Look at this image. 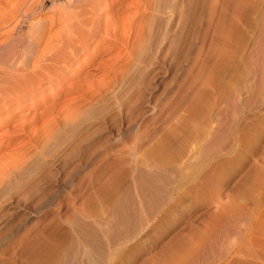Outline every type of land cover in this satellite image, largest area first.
<instances>
[{"label": "bare ground", "instance_id": "bare-ground-1", "mask_svg": "<svg viewBox=\"0 0 264 264\" xmlns=\"http://www.w3.org/2000/svg\"><path fill=\"white\" fill-rule=\"evenodd\" d=\"M47 1L0 0V37L4 38L2 40L4 42L11 41L21 22L23 23L26 17H31V15L41 12ZM63 1L61 5L67 4L70 9L66 11L62 8L57 14L54 8L53 13L55 12L56 15L54 17L51 16L49 21L46 20L49 27L60 24L61 27H59L58 31L45 36V28H42L44 26L41 24L39 26L38 23L33 21L31 22L32 25H30L31 33L27 35L24 45L20 46L21 49H12L7 57L0 59V264H109L110 260L107 259L112 252L117 248L126 246L132 239L134 241V238L139 236L146 228L156 226L168 218L183 215L189 205L194 206L200 204V202L210 201V204L212 203L215 206L212 209V205H209L210 209L206 207L207 210L205 209L206 211L202 212L204 216L207 215L210 219V223L207 221L206 230L210 229L214 221L226 219L227 217L235 218L238 210L233 209L229 205L230 203L228 204L231 199L228 194H222L223 192L219 186L224 180L222 172L230 163L232 156L238 153L244 144L252 141L251 139L255 137V132L263 127L264 120L262 119L264 118H261V116L264 114V0H161L158 6H160L162 17V27L160 25L162 29L158 39L160 41H157L161 43L160 49L163 54V64L172 75L173 88L171 86L170 89L166 88L165 97L158 104H153L154 106L150 108L148 113L137 106L138 99L142 98L143 100V96H139L137 101L132 104H121L117 114L119 117L121 115L126 117L129 127L133 128L135 126V131H132L135 132L136 142H134L139 154H135L136 156L132 161L129 160L130 162L125 159L126 162L122 157L118 158V156L114 157V155V158H112L110 154H107L108 150H110V145L107 146L105 144L101 148L97 147L95 150L104 151L101 154L102 157L100 156L101 158L99 157L100 159H97V161L94 159L95 162H92L93 169L91 168L92 172L89 173L90 175L78 181L80 182V188H82L80 195L77 194V196L82 198L80 199L82 200L81 203L77 207L73 206L75 208L72 211L63 209L65 211L61 210V213L57 212L55 214V209L52 213L53 215L50 216L47 214L49 212L46 211L45 218H48L47 220L45 219L46 223L40 224L30 232L27 231L28 233L25 234L23 240L20 239L22 235H19L20 222L18 220L21 219L20 217L18 218L16 206L19 202L17 187L20 172L17 149L21 134H27L30 122L36 119L37 115H40V112L34 111V109L41 107V111L45 112L54 108L58 102L56 101L58 96H63L64 101H67L65 106L69 105L67 97L71 98L73 95L74 98L75 93L80 94L79 92H83L80 87L88 84L87 82H89L92 74L91 70L72 69L74 63L80 62L83 52L86 53L84 54L85 56L88 55V59L92 58L90 54V45L92 43L96 44L92 51L96 52V50L104 48V51H107L105 53L108 54L105 56L106 58L108 56L107 59L112 58L110 56L117 55L120 47L127 46L126 38L123 35H127V32H129L126 31L125 33L124 31L126 27H129L127 22L129 23L130 15H132L130 11L132 8H139L138 4L141 2V0H112L110 3L107 0ZM148 1L150 2V0ZM157 1L159 2V0ZM59 5L57 6L59 7ZM149 7H151L150 3ZM135 10L133 9L132 11ZM148 32H146L147 35H149ZM143 34L145 35V33ZM20 37L22 35H19ZM145 37L147 38V36ZM2 40H0V43ZM110 53L113 54L111 55ZM154 54L156 53L154 52ZM140 55L142 57L143 54ZM86 57L83 60H86ZM118 59L120 58L118 57ZM101 60V64L99 62H96V64L98 63L101 66L104 64L105 66L107 64L106 59ZM155 64L157 63L155 62ZM108 68H105L106 73H108V70L106 71ZM134 69L135 67L132 69L133 73ZM68 70L71 71L70 76L67 75ZM137 70L140 69L138 68ZM164 72L160 73L164 74ZM149 80H151V77ZM149 82L147 81V83ZM166 82V86L172 83ZM90 84L92 82L89 83V86ZM162 87H165V84ZM89 90L91 89L86 91L90 92ZM147 91L145 90V92ZM158 95L160 96L159 93ZM91 96L94 95L91 94ZM87 97L89 98V95ZM99 98L96 100H99ZM237 101H241L243 104L245 114L241 117L238 116L239 119L237 117V121L235 118L231 119L233 122L236 121L234 126V124H231L232 122L229 123L226 119H228V111L231 113L236 111L238 113V110H240H236L242 106L239 107L236 103ZM61 105L63 104L60 103V107ZM72 109L74 110V106ZM89 110L88 113H92L94 109L92 108V111ZM71 113L72 115L69 116L70 120L75 122L77 117L73 119V114L78 115V113ZM84 113L88 114L87 112ZM84 113L83 119L85 117ZM78 116L81 120L82 116ZM86 116L91 118L88 115ZM231 116L233 117V115ZM78 125L80 127V124ZM96 127L98 128V126ZM96 130L98 129L91 131ZM99 130L101 131V129ZM93 134L94 132L88 138L92 137ZM87 135L81 134L80 136ZM7 136L11 142L10 148L6 146L5 137ZM94 136L96 135L94 134ZM79 139L77 142H80L83 138ZM110 139L109 141H111ZM119 139L121 140V138ZM83 140L85 142V139ZM86 141H88L87 138ZM77 142L76 140L74 141V143ZM81 143L83 141L79 144L81 145ZM90 144L93 143L90 141ZM71 145L74 147V144ZM80 145L79 149H82ZM84 145L86 147L85 143ZM73 147L71 149L76 152L77 150L73 149ZM92 148L94 150V147ZM69 149L67 150L66 148L67 151ZM65 151L63 150V154H65ZM71 153L73 152L71 151ZM91 153L89 154L88 152L89 155ZM7 156L13 157L11 168H9L10 170L8 169L10 171L8 172L9 176H7L4 165ZM91 159L85 160L81 157V162L77 163V167L75 166L76 169L74 167L72 169H75L76 172L78 169L86 168L90 165ZM71 161L73 160L71 159ZM259 161L257 160L256 162L259 163ZM68 162L69 160L66 164ZM79 164L83 165L79 166ZM259 164L261 165V163ZM260 165H258V168H264L263 164V166ZM260 168L259 172H255L258 175L260 173L263 175ZM258 175L255 177L253 175L249 176L248 179H250H246L248 182H245L252 184L253 181L249 182L251 179L254 178L256 181L260 177L261 179L263 178L262 175ZM253 184L255 186L252 185L253 187L250 190L257 187L256 183ZM245 186L244 191L242 188V193H246ZM10 191L15 205L11 210L12 212L10 214L7 213L11 216V222L9 223L8 221L9 224L6 226V195ZM42 202L40 201L41 205ZM59 203L57 205L60 206ZM62 203L63 200H61ZM182 204L185 206L179 208ZM41 205L39 208L44 207L46 204L44 206ZM43 209L45 212L46 208ZM57 211L59 210L57 209ZM57 214L61 219L64 217L69 225V228L67 227L68 230L64 232L65 239L63 238L61 241L58 240L57 236V231L60 229V225L56 223ZM188 225L190 227V221ZM238 229H240V226ZM235 233L237 234V232ZM243 233L242 235H244ZM178 240H172L169 244L167 243V247L162 249L163 253L172 249L170 258H174V260L178 255L176 254L177 249L181 248L182 245V241ZM191 247L194 248V245L192 244ZM225 252L228 253V251ZM235 254L233 257L239 256L242 259L235 261V258H232L228 264H264V224L261 225L257 248L251 250L242 247ZM165 255L168 256L170 254L167 252Z\"/></svg>", "mask_w": 264, "mask_h": 264}, {"label": "rangeland", "instance_id": "rangeland-1", "mask_svg": "<svg viewBox=\"0 0 264 264\" xmlns=\"http://www.w3.org/2000/svg\"><path fill=\"white\" fill-rule=\"evenodd\" d=\"M151 1L152 0H150V2L148 0H141L140 4H138L139 8L136 7V8L131 9L130 14H132L134 16L129 14L130 15L129 23L127 22V26H129V27H126V30L124 31L125 33H126V31H129V32H127V35L126 34L123 35V37L126 38L125 40H126L127 46L126 45L122 46L123 48L125 47L124 49L122 47H120L121 48V49L119 48L120 52L117 50L118 51L117 55H115V56L109 55L112 58L107 59L108 56H107V58L105 57L107 54L105 52H107V51H104V48H102L101 50L98 49L99 51L96 50V52L92 51V50H94L93 49L94 46H96L95 43H92V45H90V52H91L90 54L92 55V58L88 59V55H86L87 56L86 57L84 55L86 53L83 52V55L81 54L80 62L74 63L72 70H76V69H79V70L85 69V70H89V71L91 70L90 71L92 73L91 77L96 76V77H92V79H90L91 78L90 77L89 82H87L88 84L82 85L83 89H82V87H80L81 91L84 92V93L82 92L84 96L82 95L81 92H79L81 95L75 93L77 96L74 95V98H73V95H72L71 96L72 100L70 97H67L66 99L68 100L69 105H66V106H65V104H67V103H65V102H67V101L66 100L64 101V97L58 96V98H56V101H58V102L56 103L54 108L50 109L51 111L47 110L45 112H42L41 107L34 109V111L37 110V112H40L39 113L40 115H37V118L34 119L32 122H30V126L28 127L29 128L28 133L27 134H25V133L21 134V136L18 140L20 143H19L18 149H17V160L19 162L20 172H19V182H18V187H17L19 202H18L16 208H17L18 218L20 217V219H21V220H18L20 222L19 223V235L23 236V237L21 236L20 239L23 240L26 233H28L31 230H33L34 228L38 227L40 224L46 223V220L48 219L47 217L45 218L46 211L49 212V213H47V214H49V216L53 215L52 213L54 212L55 209H56L54 212L55 214L57 212L61 213V210L62 211H65V210L72 211L73 208L77 207L81 203L82 200H80V199H82V198L77 196V194L80 195L81 189H82V188H80V185H79L80 182H78V181H80L81 179L83 180V179L87 178L90 175L89 173L92 172V169H93L92 162L94 163L95 161H97V159L99 160L102 157L101 154L104 151L95 150L97 147L101 148L105 144L107 146L110 145L111 151L108 150L109 152L107 154H110V156L112 158L118 156V158L122 157V159H124V160L126 159L127 161H129V160L132 161L134 159V157L136 156L135 154H139L138 153L139 151H138L137 147L135 146V142H136V138H135V134H134L135 133L134 132L135 126L133 128L129 127L127 125V122H126L127 121L126 117L124 115H121L120 116L121 119H120L119 115H117L120 105L121 104H130V103L132 104V103L137 101L139 96H143V100H142V98L138 99V101H137L138 105L137 104H135V105L139 106L140 107V108L138 107L139 109L146 110V113H148V111L150 110V108L152 106H154L156 103L158 104L159 101H161V99L165 97V90L170 89L171 87L173 88V85H174L172 80H171V77H172L171 73L166 70V67L163 64V61H162L163 54H162V51L160 49L161 43L158 42V41H160L158 39L160 38L159 35H160L161 29H162V28H160V25L162 24V17H161V13H160V6H158V5H160L161 0H159V2L157 0H153V2H151ZM61 2H64V1L63 0H48L47 4H45V7L41 12L34 14L35 16L31 15V17L30 16L26 17L24 19L23 23L21 22V25H19V27L17 28L16 33L14 35L15 37L13 36V39H11V41L9 40L8 42L7 41L4 42L2 40L3 37H0L1 38L0 40H2L0 43V44H2V45H0V59L7 57L11 53L12 49H21L20 46L24 45V43L27 40L26 38L28 37L27 35H30L29 33H31L30 25H32L31 22H33V21L38 23L39 26H40V24L44 26V27H42V26L41 27L43 29L45 28L44 29L46 31V32L44 31L45 36L50 35L52 33H55L56 31H58L60 29L59 27H61L60 24L54 25L53 27L52 26L49 27L47 22L51 19V16L54 17L56 15V13L58 14V11L60 9L64 8L63 10H66V11H68L70 9V8H68L67 4H64L62 6ZM107 2L110 3V2H112V0H107ZM52 3H54L56 6ZM142 3H143V5H142ZM145 3H147L148 5ZM149 3H150L151 7H149ZM151 3H152V5H151ZM57 5H59V7ZM154 5H156V7H154ZM54 8H55V10H54ZM152 8L153 9L158 8V9H156V11H155V9L153 10ZM133 9H136L137 11L136 10L132 11ZM53 10L55 12L56 11L57 12L53 13ZM144 11H145V13H144ZM134 13H137V14H134ZM52 14H54V15H52ZM157 14H159V15H157ZM46 20H48V21H46ZM158 22H159V24H158ZM45 25H47V26H45ZM155 25L158 27V28L156 27L157 29L155 28ZM148 26H150V27H148ZM161 27H162V25H161ZM149 28H151L153 30H151ZM154 28H155V30H154ZM143 29H145V30H143ZM147 31H149L148 32L149 35L146 34ZM150 31H151V33H150ZM153 32H154V35H153ZM143 33H145V35ZM155 34H157L158 37H157V35L155 37ZM19 35H22L23 38L22 37L19 38ZM145 36H147V38ZM144 37H145V39H144ZM137 42H138V44H137ZM139 42L141 43V45ZM145 44H147V45H145ZM149 44H151V45H149ZM155 44H157L158 46ZM133 46H134V48H133ZM137 48H138V50H137ZM148 49H150V50H148ZM135 50L137 53L135 52ZM151 50L152 51L154 50V51L152 52ZM15 52H17V51H15ZM134 52H135L136 56L134 55ZM154 52L156 54H154ZM110 54L112 55L113 53H110ZM140 54H143L145 57L143 55L141 57ZM102 56H103V58H102ZM158 56H159V59H158ZM160 56H161V58H160ZM85 57H86V60H83ZM118 57L120 59H118ZM99 58H101V59L105 58L107 64H105V66H104V64L102 66L99 65V64H101L100 62H102V60ZM115 58H117V59H115ZM147 58L149 59V61ZM87 60H89V61H87ZM134 60L137 63H135ZM110 61H111V63H110ZM139 61H141V62H139ZM96 62H99V64L98 63L96 64ZM155 62L157 64H155ZM77 63H79V64H77ZM83 63H85V64H83ZM114 63H116V64H114ZM147 63H150V64L152 63L154 65H152V64L150 65ZM75 64H77V65H75ZM140 64H142V65H140ZM144 64H145V66H144ZM79 65H80V67H79ZM106 65H108V66H106ZM156 65L158 68L156 67ZM116 66H117V68H116ZM140 66L141 67L143 66L142 69L144 72L141 71L142 69ZM134 67H135V69H134V73H133L132 69ZM149 67H151V68H149ZM105 68H108V69H106V71L108 70V73L105 72ZM138 68L140 70H137ZM160 69H161V71H159ZM152 70L154 71V73L155 72L156 73L154 74ZM70 72L71 71L68 70L67 75L70 76V74H71ZM124 72H126V73H124ZM160 72H164V74L163 73L161 74ZM142 73H144V74H142ZM145 73H147V74L145 75ZM130 74H132V75H130ZM122 75H124V76H122ZM136 76H137V78H135ZM122 77H123V79H122ZM150 77H151V80H149ZM130 78H131V80H130ZM167 78H169V79H167ZM139 80H141V81L139 82ZM90 81L92 82V84H90V86H89V83H91ZM142 81H144V82H142ZM147 81L148 82L150 81L149 82L150 85H149V83H147ZM151 81H153V82H151ZM166 81H168V83L169 82H172V83H170L168 86H166L167 85ZM164 84H165V87H162V85L164 86ZM86 86L89 88H87ZM144 86H145V88H144ZM152 86H153V88H152ZM84 88H86V89H84ZM111 88L113 89V91L114 90L115 91L113 92ZM87 89H91L89 91L94 96H91L90 92L86 91ZM116 89H118V90H116ZM147 89H148V91H147ZM100 90L102 91V93ZM143 90H144V93H143ZM145 90L147 92H145ZM141 91H142V93H141ZM115 92H117V93L115 94ZM113 93H114V95H113ZM158 93L160 94V96L158 95ZM162 93H163V95H162ZM88 95H89L90 99L87 97ZM97 95H100V96H97ZM149 95L150 96L152 95V96L150 97ZM78 97H80V98H78ZM134 97H135V99H134ZM156 97H158V98L156 99ZM98 98H99V100H96ZM102 98L104 99V102H103ZM59 99H61V100H59ZM74 99H76V100H74ZM110 99H112V100H110ZM128 99H129V101H128ZM91 100H92V102H91ZM113 100H115V101H113ZM148 100H150V101H148ZM81 101H83V102H81ZM238 101L236 102L238 104V106L239 107L241 105L242 106L240 108L236 109V110L240 109V110H238V113H236V111H235L237 116L235 115V113H231L230 111H228L230 114L227 113L228 119H226L229 123L232 122L231 124H234V126L236 125V121L239 119V117H241L243 114H245V112L243 111L244 110L243 104L241 103V101L240 102H238ZM98 102H99V105H98ZM140 102H143V103H140ZM60 103L63 104V105H61V107H60ZM90 103H92V104H90ZM150 104H152V105H150ZM62 106H65V107H62ZM73 106H74V110L72 109ZM238 106H236V107H238ZM90 107H92L94 110L92 111V108H90ZM57 108H59V109H57ZM69 108L72 110H70ZM241 108H243V109L241 110ZM60 109H62V110H60ZM78 109L80 110V112H78L79 111ZM84 109H85V111H84ZM88 110L92 111V113H90V112L88 113ZM55 111H57V112L55 113ZM241 111H243V112H241ZM67 112H69V113H67ZM71 112L78 113V115L82 116L81 120H80V117L76 114H73L74 117L72 116L73 119L77 117V119H75L76 123L73 120H70L69 116L72 115ZM84 112H87L88 114H85ZM66 113H67V115H66ZM79 113H81L82 115ZM83 113L85 114L84 119H83ZM91 114L94 116L92 117ZM86 115H88V116L91 115L90 116L91 118L88 117L89 118L88 119ZM231 115H233V117ZM68 117H69V119H68ZM78 117H79V119H78ZM103 117H104V119H103ZM237 117H238V119H237ZM262 117L264 118V114H262L261 118ZM92 118H93V120H91ZM115 118H117V119H115ZM232 118H235L236 121L234 120L235 122H233L231 120ZM85 119H86V121H85ZM111 120H113V121L111 122ZM121 120H122V122H120ZM262 120H264V119H262ZM70 121H71V123H70ZM116 121L119 123H117ZM105 122L107 123V125ZM92 123H94V124H92ZM78 124H80V127ZM114 124H116V125H114ZM71 125L74 127L76 126L75 127L76 129L74 127H72ZM90 126L94 127V128H91ZM96 126H98V128ZM262 126L263 127L261 130H258L257 132H255L254 138L256 140L253 138V139H251L252 141H248L246 144H244L242 146V148L240 149V151H238V153H236L235 155L232 156L230 163H228V165L226 166V168L222 172V176L224 177V180L219 187H220L221 191L223 192L222 194H228L229 195L231 200L228 202V204L230 203L229 205H231V207L233 209L238 210L237 211L238 214L236 215L238 219L235 216V218L234 217H227L226 219L223 218L222 220L214 221L211 224L210 229L206 230L207 226H208L207 224L210 223V221H209L210 219H209V216H207V215L204 216V214H202V212L206 211L207 208L209 207V205L210 206L212 205L211 206L212 209H214L215 206H213L212 203L210 204V201H207L204 203L202 202L203 204L200 202V204H197L194 206H191L188 204L189 206L187 205L188 207H187V209L183 215H177L175 217L168 218L156 226L154 224H152V225H154L153 227L150 226L149 228H146L147 231L145 229L139 236H137L138 238L140 236H142V237H140L139 239L136 237V238H134V241L132 239L128 244H126V246H123L121 248H117L118 250L116 249L114 252H112L110 254L109 258L107 259V260H110L109 264L110 263L111 264H228L232 258H235V261L242 259L239 256L233 257L236 255L235 252L239 248L243 247V248L251 249V250L256 249L257 245H258L259 233L261 231V225L264 224L263 223L264 222V180H263L264 179V168L259 167L261 169V172H263V175H262V173H260L259 175H258V173H256L257 171L258 172L260 171L258 168V165H260L259 163H261L260 166L264 165V151H263L264 150V122H263ZM94 129H98L96 131H93L96 136H94V134H93L92 137L88 138V136H91V134L93 133L91 130H94ZM99 129H101V131ZM69 130L72 132H70ZM83 130L85 131V133ZM88 130H89V132L91 131L90 132L91 134L88 132ZM111 130H113V131H111ZM119 130H121V131H119ZM132 130H134V131H132ZM97 131H99V132L97 133ZM118 132H120V133H118ZM28 134H29V136H28ZM81 134L82 135L88 134V135L82 137V136H80ZM121 135H123V136H121ZM71 137H73V138H71ZM74 137H75V139H74ZM82 138L85 139V142ZM86 138L88 139V141H86ZM90 138H92V139L90 140ZM112 138H113V140H112ZM119 138H121V140ZM28 139H29V141H28ZM78 139L79 140L82 139L80 141V142L83 141V143H81V145L83 144L82 147L79 144L80 142L79 141L77 142ZM109 139L113 142L109 141ZM5 140L7 143L6 146L10 148L11 142H10L9 137L8 136L5 137ZM75 140L77 143H74ZM107 140L109 143L108 142L106 143ZM90 141L93 144H90ZM84 143L86 144V147H85ZM71 144H74V147ZM79 145H80V148H82V149H79ZM93 145H95V146H93ZM72 147H73V149L75 148L77 151L75 152V150H72L71 149ZM92 147H94V150H92L93 149ZM135 147L137 150L135 149ZM66 148H67V150L69 149V151H67ZM87 148H88V151H87ZM78 149H79V151H78ZM260 149L261 150L263 149V150L261 151ZM63 150L64 151L66 150L68 153L65 151L64 152L65 154H63ZM70 150L73 153H71ZM83 151H84V153H83ZM88 152H89V154L92 152L91 155H89ZM112 152H114V153H112ZM261 152H263V153L259 154ZM69 154H70V156H69ZM80 156L82 158H84L85 160H87V159L90 160L92 158L91 163L86 168L78 169V171L75 172V169H76L75 166L77 167L78 166L77 163L81 162ZM88 156L89 157L92 156V157L89 158ZM12 158L13 157H11V156H7V158L5 159L4 165L6 167L7 176H9L8 172H10V171H8V169L11 168ZM74 158H77V159H74ZM255 158H256V160H255ZM67 159L69 160L68 164H66V162L68 161ZM71 159L73 161H71ZM94 159H96V160L94 161ZM257 160L258 161L260 160L259 163L256 162ZM83 164H85V162H83ZM83 164H79V166H81ZM253 165H255V166H253ZM73 167L75 168L74 170L72 169ZM71 171L73 174L71 173ZM247 171L249 174L247 173ZM255 173L258 176L262 175L263 178L261 179V177H260V179L262 181L259 178L255 181V179L252 177L254 180L251 179V181H249L250 183L253 181L252 184H247L245 182V181H247L246 179H248V177L249 176L251 177L252 175L255 177L256 176V175H254ZM243 174L244 175L246 174V175L244 176ZM250 174H252V175H250ZM75 175L77 177H79V175H80V177L77 178ZM253 183H256L257 187L256 188L254 187L253 190H250L253 187L252 185H254ZM242 185H244V186L246 185L245 187L247 189L245 188V191L247 194L245 192H244L245 194L242 193V188L244 191V186L242 187ZM247 185H249V186H247ZM250 185H251V187H250ZM248 190L250 193L247 192ZM11 197H13V196H11V191H10L6 195V198H7L6 204H5L6 214L7 213L10 214L12 212L11 210L13 209V207L15 205L14 200ZM234 197H236V198L233 200ZM61 200H63L62 204H61ZM71 200H72V202H71ZM40 201L41 202L43 201L42 205H41ZM59 201H60V203H59ZM38 202H39V205H38ZM208 202H209V204H208ZM10 203H11V205H10ZM58 203L60 204V206L57 205ZM40 205L41 206L45 205L46 207L44 206V207L39 208ZM64 206H65V208H64ZM73 206H75V207H73ZM183 206H185V205L182 204L181 206H179V208H182ZM43 208H46L45 212H44ZM48 209H50V210H48ZM57 209L59 211H57ZM63 209H65V210H63ZM209 209H210V207H209ZM8 214L6 215V218H5L6 226H8V224L11 222V216ZM56 218H57L56 223L60 225V227H59L60 229H58V231H57V236H58V240L61 241V240H63L64 232L66 230H68L69 225L67 223V220H65L64 217H62L63 219H61V218H59V215L57 214ZM8 221H9V223H8ZM189 221H190V227L188 225ZM207 221H208V223H207ZM238 225L240 226L241 230L238 229L239 228ZM33 226H35V227H33ZM187 226H188V228H187ZM182 227L185 229H183ZM181 231H182V233H181ZM235 232H237V234ZM242 233L244 235H242ZM245 238H247L248 240ZM235 239H236V241H235ZM139 240L142 242H140ZM172 240H178V241L181 240L182 241L181 248L177 249L176 254H178V255L175 257V260H174V258H170L172 249L167 251L170 254L168 256L165 255L167 252H165V253L162 252L163 251L162 249L167 247V245ZM65 242H66V240H65ZM192 244L194 245V248L191 247ZM223 246H225V247H223ZM225 251H228V253ZM115 252H117V253H115ZM160 254H162V255H160ZM175 255H172V256H175ZM163 257H164V259H163Z\"/></svg>", "mask_w": 264, "mask_h": 264}]
</instances>
